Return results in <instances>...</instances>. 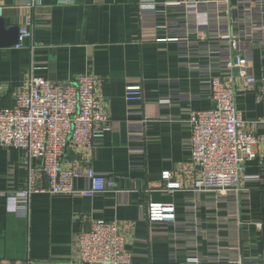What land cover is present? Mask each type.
Here are the masks:
<instances>
[{
    "label": "crops",
    "instance_id": "1",
    "mask_svg": "<svg viewBox=\"0 0 264 264\" xmlns=\"http://www.w3.org/2000/svg\"><path fill=\"white\" fill-rule=\"evenodd\" d=\"M170 1L175 0H0L4 29L29 33L21 48L0 47V109L15 105L31 76L66 85L94 75L110 130L93 150H68L64 164L90 166L115 189L79 197L33 194L19 204L12 195L26 187L30 169L36 185L46 187L47 180L38 159L23 149L0 147V264H80L75 239L93 220L118 225L130 264H187L191 253L199 264H264V128L254 130L255 123L264 126V99L257 91L236 98L246 131L258 138L257 158L243 169L257 181L241 182L244 199L237 209L213 193L194 191L183 146L190 137L187 122L213 104L201 72L186 65L202 66L200 57H181L183 45L169 38L191 35L197 27L214 29L216 21L203 7L175 10L165 6ZM204 40L200 51L222 47ZM239 48L250 62L248 72L261 77L258 43L241 41ZM128 85L141 87V101H125ZM142 120L144 139L132 140L127 125ZM163 171L182 191H162ZM74 186L83 190L87 182L78 179ZM150 201L172 204L177 226L149 225Z\"/></svg>",
    "mask_w": 264,
    "mask_h": 264
},
{
    "label": "built area",
    "instance_id": "2",
    "mask_svg": "<svg viewBox=\"0 0 264 264\" xmlns=\"http://www.w3.org/2000/svg\"><path fill=\"white\" fill-rule=\"evenodd\" d=\"M237 2L239 6L247 7L232 6L231 0H175L165 3L167 8L175 10L203 7L212 22L216 21L214 29L197 27L191 35L172 37L169 41L183 45L181 57H194V53L200 57L202 66L186 65L201 72L202 85L213 104L212 109L192 113L187 122L190 137L183 146L190 155L193 190L222 197L234 209L244 199L241 182L257 181V176L243 175V169L247 162L256 160L258 143L256 134L246 131L245 121L236 109V98L257 91L264 99V67L261 77L251 75L247 70L250 62L239 48L241 41L257 42L264 58V0ZM28 36L26 30H20L15 47L21 48ZM204 39H214L222 46L221 49L217 52L209 49L200 51L199 43ZM213 59H218L216 65L210 62ZM205 60H210L209 64H204ZM216 72L217 76L212 74ZM124 98L128 103L141 101V87L126 86ZM103 102L104 97L94 75H80L74 83L66 85H53L45 79L31 76L17 92L15 105L0 109V147L23 149L30 159H38L39 172L47 180L46 187L36 185L34 171L30 169L26 187L13 193L14 200L26 204L33 194L79 197L115 191L114 183L90 166L64 164L68 150L78 154L93 150L110 130ZM127 126L132 140L144 139L146 120L128 123ZM260 127L264 128L261 123L254 124V130ZM78 179H85V189L75 188L74 183ZM160 179L164 182L162 191H182L178 183L171 181L169 171H163ZM145 213L151 226H177L172 204L150 201ZM125 244V237L119 233L116 223L93 220L89 230L75 239L78 263L130 264L131 254L125 250ZM186 261L187 264H199L193 253L187 256ZM223 261L230 263L232 259ZM215 262H221V259L216 258Z\"/></svg>",
    "mask_w": 264,
    "mask_h": 264
},
{
    "label": "water",
    "instance_id": "3",
    "mask_svg": "<svg viewBox=\"0 0 264 264\" xmlns=\"http://www.w3.org/2000/svg\"><path fill=\"white\" fill-rule=\"evenodd\" d=\"M17 28L4 29L3 19L0 18V47H10L18 43Z\"/></svg>",
    "mask_w": 264,
    "mask_h": 264
}]
</instances>
